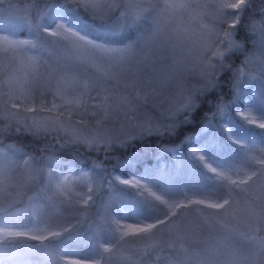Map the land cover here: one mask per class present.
Returning <instances> with one entry per match:
<instances>
[{
  "label": "snow or ice",
  "instance_id": "6c2138e0",
  "mask_svg": "<svg viewBox=\"0 0 264 264\" xmlns=\"http://www.w3.org/2000/svg\"><path fill=\"white\" fill-rule=\"evenodd\" d=\"M256 19L264 0H0V264H264ZM217 120L239 153L218 167ZM153 138L171 168L111 170L139 172ZM184 179L206 190L154 186Z\"/></svg>",
  "mask_w": 264,
  "mask_h": 264
},
{
  "label": "trees",
  "instance_id": "16d2710c",
  "mask_svg": "<svg viewBox=\"0 0 264 264\" xmlns=\"http://www.w3.org/2000/svg\"><path fill=\"white\" fill-rule=\"evenodd\" d=\"M253 3L255 5L256 9H259L261 0H253ZM252 14V13H250ZM255 21H258L259 24L261 22L260 19H256ZM221 88L223 91L227 90V85H222ZM223 91L221 92H216L213 93L212 96L213 98L215 96L223 94ZM247 103V101H245ZM241 105H235L233 106V111L232 115L235 116V112L241 110ZM212 110V105H209L206 103V100L202 102V106L200 109L196 111L193 115V124L187 126V128L181 129L180 133L172 138L171 140H167L165 142L170 143L172 145H177L180 143V141L183 139V135L185 132L190 131L195 133L198 131L199 127L201 124L206 120V117L204 116V113L210 112ZM256 114L259 116L264 117V105H259L257 104L255 109ZM225 122H221L219 120L214 121L213 127L210 129L209 135L212 133H215V135L219 138L220 142L224 145L223 148H213L208 150L206 153L207 158L209 160V163L215 162L219 163L221 165H225L226 163L230 162L231 160H234L238 157V149L236 146H233L230 142L226 141L225 136H224V124ZM257 133H259V130H257ZM159 142L155 138L152 140H146L143 143H138L135 147L136 150L140 151L141 154L145 157L144 162L140 166V171L136 172L135 170L129 172L127 170H121V169H111V164H114L115 162L110 163V169L115 171L117 174L121 175H140L143 173L144 167L148 168H160V167H167L172 165V159H171V154L165 155L161 160L157 161L153 159V156L155 155V144ZM204 143V140L202 137H196L191 144H185L179 149V154L183 155L186 158L187 161V168L186 172H189L191 177H197V176H202L204 175V170L202 167L198 164L197 161L194 159L189 158V152L192 147H199L201 144ZM259 143V141H257ZM131 151V149L129 150ZM171 168V167H168ZM170 188H163L160 192L169 196V197H175L181 194L182 191L187 190V191H202L206 190L201 188L199 185L194 184L191 182L190 179H184L174 185H169ZM158 191V190H157ZM123 222V221H122Z\"/></svg>",
  "mask_w": 264,
  "mask_h": 264
},
{
  "label": "rangeland",
  "instance_id": "374dc122",
  "mask_svg": "<svg viewBox=\"0 0 264 264\" xmlns=\"http://www.w3.org/2000/svg\"><path fill=\"white\" fill-rule=\"evenodd\" d=\"M254 23L256 24V26H257V30H260L261 28H264V23H260L259 24V22L258 21H254ZM255 132L257 133V130H255ZM199 164V163H198ZM211 164L213 165V166H222L221 164H219V163H215V162H211ZM167 167H171V165L170 166H167ZM140 175H143V173H141ZM140 175H138V176H140ZM148 179L149 180H154V176H149L148 177ZM154 186H155V188H156V190H158V191H161L163 188H166V190H167V188H170L169 187V185L168 184H165V183H159V182H154ZM132 215V213L131 212H129V216H131ZM128 222H130V221H128Z\"/></svg>",
  "mask_w": 264,
  "mask_h": 264
}]
</instances>
